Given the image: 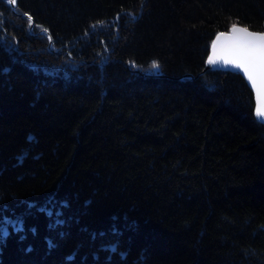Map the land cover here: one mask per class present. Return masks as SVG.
<instances>
[{"label":"trees","instance_id":"obj_1","mask_svg":"<svg viewBox=\"0 0 264 264\" xmlns=\"http://www.w3.org/2000/svg\"><path fill=\"white\" fill-rule=\"evenodd\" d=\"M233 25L264 0H0V264H264V126L202 71Z\"/></svg>","mask_w":264,"mask_h":264},{"label":"snow or ice","instance_id":"obj_2","mask_svg":"<svg viewBox=\"0 0 264 264\" xmlns=\"http://www.w3.org/2000/svg\"><path fill=\"white\" fill-rule=\"evenodd\" d=\"M7 2L15 6L17 0ZM28 19L31 22V17ZM208 63H222L239 69L244 74L255 94V114L257 118L264 120V33L233 25L230 33H221L213 41ZM2 223L4 222H0V235H6Z\"/></svg>","mask_w":264,"mask_h":264},{"label":"water","instance_id":"obj_3","mask_svg":"<svg viewBox=\"0 0 264 264\" xmlns=\"http://www.w3.org/2000/svg\"><path fill=\"white\" fill-rule=\"evenodd\" d=\"M5 1L10 9L12 10L14 8L13 5H10L7 0H3ZM241 27V26H239ZM231 28L232 26L226 31V32H221V33H224V34H228L230 33L231 31ZM252 32H256V31H252ZM221 33H217L214 35V37L212 38V40L210 41V44H209V47H208V52H207V56L205 58V61H204V65H203V69L202 71H205V70H219V71H228V72H236L240 77L241 79L243 80V82L245 83L246 87L249 89V91L251 92V95H252V100H253V117L256 121H258L259 123H261L263 126H264V120H261L259 118H257L256 114H255V108H256V100H255V94L254 92L252 91V88L251 86L249 85L247 79L244 77V74L239 70V69H236V68H233L231 66H224L222 63H218V64H215V65H212V64H209L208 63V58L209 56L212 55V43L213 41L216 39V37L221 34ZM257 33H263V32H257Z\"/></svg>","mask_w":264,"mask_h":264},{"label":"bare ground","instance_id":"obj_4","mask_svg":"<svg viewBox=\"0 0 264 264\" xmlns=\"http://www.w3.org/2000/svg\"><path fill=\"white\" fill-rule=\"evenodd\" d=\"M206 71V70H205ZM209 71V70H208Z\"/></svg>","mask_w":264,"mask_h":264},{"label":"rangeland","instance_id":"obj_5","mask_svg":"<svg viewBox=\"0 0 264 264\" xmlns=\"http://www.w3.org/2000/svg\"><path fill=\"white\" fill-rule=\"evenodd\" d=\"M13 10V9H12Z\"/></svg>","mask_w":264,"mask_h":264}]
</instances>
